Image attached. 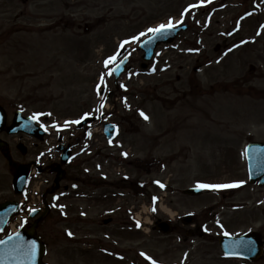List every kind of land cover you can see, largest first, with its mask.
Segmentation results:
<instances>
[{
  "label": "rangeland",
  "instance_id": "1",
  "mask_svg": "<svg viewBox=\"0 0 264 264\" xmlns=\"http://www.w3.org/2000/svg\"><path fill=\"white\" fill-rule=\"evenodd\" d=\"M192 1L85 0V16L62 17L54 10L56 1L0 0V100L9 108L28 102L33 110H50L59 121L87 114L98 118L91 128L106 122L120 128L113 142L99 132L75 149L77 157L62 184L71 186L73 178L78 188L72 183L61 196L63 209L53 210L39 225L48 263L152 264V256L156 264H186V249L173 246L172 236L151 238L139 230L131 240L119 230L134 205L137 214L149 206V193L163 196L175 212L193 211L204 221L220 211L223 219L216 221L229 230L260 229L264 235V186L250 182L243 154L247 141L264 140V0H210L211 5L201 0L205 6L198 12L181 16ZM110 5L126 15H109ZM179 19L189 30L161 46L147 70L140 66L139 48L146 35L121 47L149 28ZM84 21L89 32L84 23L78 26ZM118 53V59L129 55L133 69L116 85L108 75L113 63L106 67L105 61ZM102 83L111 93L105 98L109 111L98 95ZM16 151L12 157H18ZM4 155L0 151V203L26 198L31 207L43 192L50 203L54 175L43 174L34 180L40 192L33 194L31 184L21 197L13 191L15 169ZM157 181L169 185L162 189ZM240 181L236 190L183 192ZM107 210L116 212L108 215ZM110 217L112 224H104ZM215 250L207 258L191 250L187 263L223 264Z\"/></svg>",
  "mask_w": 264,
  "mask_h": 264
},
{
  "label": "flooded vegetation",
  "instance_id": "2",
  "mask_svg": "<svg viewBox=\"0 0 264 264\" xmlns=\"http://www.w3.org/2000/svg\"><path fill=\"white\" fill-rule=\"evenodd\" d=\"M56 1L54 4V10L56 11L57 15L63 16H74L75 13L78 14L80 12L81 16H85V0H51ZM131 1V0H126ZM119 3V2H117ZM122 9H116L115 5H110L108 12L109 15H126V13L122 12ZM81 22L78 26L81 27ZM85 23V21H84ZM0 106H2L6 113V124L4 126V129L0 132V138L10 142V147L5 149V157L6 161L10 163L12 166L11 168L18 169L21 165H28L30 170L33 167L38 168V172L45 173L49 169L50 172L55 173L57 170V163L54 164H48L45 160H43L40 157V149L38 144L34 143V145H24L21 147H17L15 143H13L12 140H14L15 135H10L8 132L9 126H11L13 123H15L16 116H20L22 119V126H28L33 127L35 129H40L42 131L43 128L46 126V128H49L50 125H52V120L49 115H41L38 120L32 119L34 113H40L38 111H35L31 109V106L28 105V102L21 101L17 104H14L11 108L6 104V102L1 99L0 100ZM43 111V110H42ZM18 112H20L18 114ZM43 113V112H42ZM48 135V132L45 131L43 135V140ZM19 138H24L26 135L24 133L17 134ZM31 140L32 137H29ZM17 150L18 157L15 159H11V153L13 150ZM47 159H52V156L48 157ZM41 162H44V165L41 164ZM14 170V169H13ZM55 185H53L54 187ZM61 187L56 190V192L52 193V197H57V192L60 190L68 191L69 189L66 188V185H60ZM54 188H52V191ZM45 195V194H44ZM224 197L226 194L223 195ZM233 205V204H232ZM40 208V207H39ZM238 209V207H237ZM53 209L50 207L46 211V208L44 210H41L40 213L37 215V217L41 218L40 223H45L46 220L52 215ZM116 212V210L110 211L108 215H111V213ZM132 212L128 213V216L124 219V222L120 224L119 230L125 229V233H129V236L131 240L133 238L136 239L135 234L137 233V227L136 223L131 218ZM155 214H157L155 212ZM111 218V217H110ZM109 218V219H110ZM112 219V218H111ZM156 223L158 226L165 228V227H171L172 234H167L165 237H170L171 241L173 243V246L179 245L181 247H184L186 249H194L195 251L202 252V255L207 258L212 254V250L216 251L213 247L215 243H218V236H215L211 230L215 228L214 222L211 219H208L207 217H204L201 221V218L196 212H187L183 215L180 212H177V216L173 217L172 219L168 218H162L160 216H155ZM106 219H104L105 221ZM113 220L109 223L112 224ZM164 223V224H163ZM207 226L208 229L205 228ZM155 237V236H153ZM157 237V236H156ZM181 243H178V242ZM176 248V247H174ZM133 248L131 247L130 250ZM134 250H132L133 252ZM221 259H219L220 262L223 263H230L234 260L239 259H229L226 256L220 255ZM242 264H246V261H242Z\"/></svg>",
  "mask_w": 264,
  "mask_h": 264
},
{
  "label": "water",
  "instance_id": "3",
  "mask_svg": "<svg viewBox=\"0 0 264 264\" xmlns=\"http://www.w3.org/2000/svg\"><path fill=\"white\" fill-rule=\"evenodd\" d=\"M179 29H171L169 31L160 33V34H155L153 37L145 41L142 45L141 48L145 50V54L143 58L145 60H150L154 54L155 48L157 47L158 44L162 42H172L175 37L178 35ZM122 68H119L117 71V74L120 73ZM107 131L108 135H111L113 131V126L112 125H107ZM1 146V144H0ZM262 150V149H261ZM264 151V149H263ZM70 154L66 151L63 155L66 160ZM262 160L264 161V153L262 154ZM65 162V161H64ZM249 163H250V168L251 172L255 173L253 176V180H255L258 176H260L264 170V165H262V162L259 160L257 157H250L249 156ZM24 170H21L18 176L15 179V189L17 192H21L22 185L24 183V177L26 176V173H24ZM22 175V176H21ZM60 177L57 179L59 181ZM264 181V180H263ZM188 193H200V190H188ZM17 205L11 202L8 203H3L0 205V231L3 229L7 219L11 214H13L17 210ZM35 225L32 228H25L23 229L19 234V240L16 239V234L11 236L13 237V240L9 244H0V264H43L41 262L42 256L45 253V246L42 244L40 238L36 235L35 230H34ZM5 239L4 241H7ZM31 241H35L37 244V250H36V255L35 259H27V258H21L19 257L16 252L13 250L12 245L13 244H27L30 243ZM256 246V245H255ZM250 251L255 252L257 248L252 247L250 245ZM252 252V253H253Z\"/></svg>",
  "mask_w": 264,
  "mask_h": 264
},
{
  "label": "snow or ice",
  "instance_id": "4",
  "mask_svg": "<svg viewBox=\"0 0 264 264\" xmlns=\"http://www.w3.org/2000/svg\"><path fill=\"white\" fill-rule=\"evenodd\" d=\"M210 2V0H209ZM192 7H196V5H193ZM176 25L172 22V20H169V22L167 24H160L158 27L156 28H149L147 30V33H140L139 36H134L132 37L131 41L129 40H125L122 42L121 47H123L124 45L130 43V42H134V41H138L140 39L141 36H145L148 33H153V34H160L166 31L171 30L172 28H174ZM118 59V54H114L113 56L109 57L107 61H105V66L107 67L109 64L116 62ZM123 63V61L121 60L119 63L116 64V68L115 71H118L120 68V65ZM112 72L110 71L108 73V75H111ZM103 77H101V80L103 81ZM101 107H103V105H101ZM41 115H44L43 113H34L32 119L34 120H38L39 117ZM50 115V113L48 114ZM141 115L144 116L145 119H148L147 116L144 115L143 112H141ZM85 118H87V114H85ZM80 121H73L72 123H79ZM124 155H127V153H124ZM156 183L160 184L159 181H157ZM243 181L237 182V183H233V184H201L199 185V187L201 188H208V189H212V190H217V189H224V188H232V187H239L241 184H243ZM160 187H164L163 184H160ZM156 198H153V201L155 203ZM61 208H63V206H61ZM153 211H155V207H153L152 209ZM30 211H35V209H31ZM137 226H139V221H137ZM69 235H72L71 232L68 233ZM19 233L16 234V239L19 240ZM225 235H228L227 233H225ZM13 240V237H9V239L7 241L4 240H0V244H9L11 241ZM13 250L16 252V254L23 258H27V259H35V255H36V250H37V244L35 241H31L30 243L27 244H13L12 245ZM144 255V254H142ZM149 260H151V257H148ZM152 264H156V262L153 260Z\"/></svg>",
  "mask_w": 264,
  "mask_h": 264
},
{
  "label": "bare ground",
  "instance_id": "5",
  "mask_svg": "<svg viewBox=\"0 0 264 264\" xmlns=\"http://www.w3.org/2000/svg\"><path fill=\"white\" fill-rule=\"evenodd\" d=\"M146 210V209H145ZM165 210H167L169 213H172L170 210H168L167 208H165ZM148 220V219H147Z\"/></svg>",
  "mask_w": 264,
  "mask_h": 264
}]
</instances>
